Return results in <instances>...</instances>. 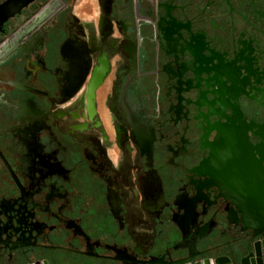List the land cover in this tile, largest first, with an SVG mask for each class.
I'll return each mask as SVG.
<instances>
[{
  "label": "flooded vegetation",
  "instance_id": "obj_1",
  "mask_svg": "<svg viewBox=\"0 0 264 264\" xmlns=\"http://www.w3.org/2000/svg\"><path fill=\"white\" fill-rule=\"evenodd\" d=\"M85 2L0 0V264L247 252L203 160L222 69L264 123V0Z\"/></svg>",
  "mask_w": 264,
  "mask_h": 264
},
{
  "label": "water",
  "instance_id": "obj_2",
  "mask_svg": "<svg viewBox=\"0 0 264 264\" xmlns=\"http://www.w3.org/2000/svg\"><path fill=\"white\" fill-rule=\"evenodd\" d=\"M247 78L249 83L259 82V78H232L231 74L222 69L218 74V81L224 83L239 81L234 88L235 101L227 103L231 107L230 114H223L224 121L212 124L209 130L219 134L217 141L209 142L208 157L203 160L205 172L213 179L210 183L217 185L219 194L229 198L232 203L231 212L239 215L243 229L251 230L249 250L242 251V245L231 247L223 252L218 247L192 251L190 249H175L172 257L166 260L165 253L150 258L138 259L139 264H264V123L258 124L249 120L241 111L237 103L240 92H246L242 86ZM252 88V85L249 86ZM259 89V99L264 100V87ZM231 88L221 93H229ZM255 92L250 94L254 97ZM225 105V106H226ZM224 104L220 107L223 109ZM221 115V112H220ZM258 135L260 141L252 143L249 135ZM257 152V153H256ZM199 169V168H198Z\"/></svg>",
  "mask_w": 264,
  "mask_h": 264
},
{
  "label": "rangeland",
  "instance_id": "obj_3",
  "mask_svg": "<svg viewBox=\"0 0 264 264\" xmlns=\"http://www.w3.org/2000/svg\"><path fill=\"white\" fill-rule=\"evenodd\" d=\"M53 256V257H52ZM51 256L50 264H71L61 253Z\"/></svg>",
  "mask_w": 264,
  "mask_h": 264
},
{
  "label": "crops",
  "instance_id": "obj_4",
  "mask_svg": "<svg viewBox=\"0 0 264 264\" xmlns=\"http://www.w3.org/2000/svg\"><path fill=\"white\" fill-rule=\"evenodd\" d=\"M85 1H86V0H82V5H85V4H86ZM84 7H86V6H84Z\"/></svg>",
  "mask_w": 264,
  "mask_h": 264
}]
</instances>
